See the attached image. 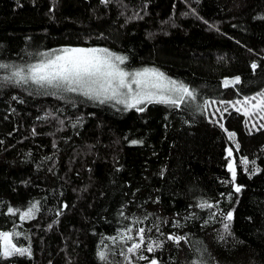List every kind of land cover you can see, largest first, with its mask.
<instances>
[{
    "label": "trees",
    "instance_id": "1",
    "mask_svg": "<svg viewBox=\"0 0 264 264\" xmlns=\"http://www.w3.org/2000/svg\"><path fill=\"white\" fill-rule=\"evenodd\" d=\"M63 47L107 48L126 69L158 68L209 103L138 112L0 84V232L31 247L0 264H128L122 251L132 264H264V113L255 100L226 103L264 98V0H0V62ZM36 201L34 218L21 220ZM126 228L133 240L108 239ZM139 228L145 244L133 256ZM173 233L187 240H167ZM153 240L162 247L148 252Z\"/></svg>",
    "mask_w": 264,
    "mask_h": 264
},
{
    "label": "snow or ice",
    "instance_id": "2",
    "mask_svg": "<svg viewBox=\"0 0 264 264\" xmlns=\"http://www.w3.org/2000/svg\"><path fill=\"white\" fill-rule=\"evenodd\" d=\"M111 2L112 0H101V3L104 4ZM136 18L142 17L139 16V13H136ZM164 23H167V21ZM209 27L214 26L209 25ZM29 55H36L38 57L36 62L24 64L0 62V71L5 73L0 76V84L28 86L25 90L29 91V94H34V86L36 93L52 95L58 99H65L68 102H71V98L67 94L75 93L89 100L97 101L100 104L114 102L115 105H123V110L135 109L138 112L145 111L147 104H163L169 108L179 110L193 106L206 107L209 103L207 100L198 103L199 97L195 88L190 87L183 81L167 76L158 68L142 67L131 71L126 70L121 65L128 58L118 55L107 48L63 47ZM251 67L255 70L257 64L253 63ZM224 83L226 87L230 83L239 84L240 77H235L233 81L225 80ZM260 95L264 96V94ZM13 99L16 98L13 97ZM252 100L256 101L252 105V108L264 113V98L258 99L256 96L250 98L245 97L243 101L238 100L226 103H231L233 106L237 104L248 105ZM244 114L250 115L251 113L246 110ZM49 115H52V113H49ZM261 118L264 119V116ZM60 123H63V121H60ZM228 135L230 139L235 136L234 133H229ZM131 143L136 144L140 143V141H132ZM237 148H239V145H237ZM232 152L233 149L231 148L227 150L229 157L232 156ZM240 163L247 166V158H243ZM252 163L255 162L253 161ZM228 171L232 174V178L231 181H225V183L234 184L236 170L232 161H229ZM256 171L258 172L259 169H256ZM234 190L240 192L241 188L240 186H235ZM197 206L201 208L213 207L207 201L201 202ZM37 211H39V201L31 203L26 211H21L19 213L20 219H32ZM9 212L15 214L11 208ZM215 215V213H210L212 217ZM221 215L224 221H227L223 227L225 233H228L233 214L229 211L226 215L223 213ZM173 226L181 227L179 222H176ZM156 229L159 231L158 225ZM145 231L144 228L137 230L136 237L138 240L137 242H133L130 247H127L126 252L128 254L135 256L140 252L142 245L145 244ZM148 231H151V229ZM131 232V228H126L122 232H118L117 236L109 237L108 239L113 241V243L118 239L126 243L127 241L133 240ZM11 235L7 232H0V237L4 239V244L0 246V257L6 259L14 255H31V247H17L9 239ZM223 238V236L220 237V239ZM167 240L179 244L181 241H186L187 237L173 233L167 236ZM160 247H162V242L158 240H153L146 244V250L148 252H154ZM97 255L101 261L107 259L106 252L103 250L98 249ZM121 255L125 256L128 264H132V261L125 255V252L122 251ZM138 259L148 260V257L140 254ZM148 264H159V262L153 258L148 261ZM192 264H204V261L201 259L199 261H193Z\"/></svg>",
    "mask_w": 264,
    "mask_h": 264
},
{
    "label": "rangeland",
    "instance_id": "3",
    "mask_svg": "<svg viewBox=\"0 0 264 264\" xmlns=\"http://www.w3.org/2000/svg\"><path fill=\"white\" fill-rule=\"evenodd\" d=\"M121 67H124V66H122V65H121ZM124 68H125V67H124ZM125 69H126V68H125ZM126 70H129V71H131L130 69H126ZM133 87H135V86L133 85Z\"/></svg>",
    "mask_w": 264,
    "mask_h": 264
}]
</instances>
